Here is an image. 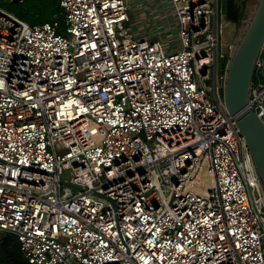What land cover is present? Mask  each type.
<instances>
[{
    "label": "built area",
    "instance_id": "2783aa9c",
    "mask_svg": "<svg viewBox=\"0 0 264 264\" xmlns=\"http://www.w3.org/2000/svg\"><path fill=\"white\" fill-rule=\"evenodd\" d=\"M158 1L153 26L134 0H58L61 31L0 7V231L28 264H264L224 0ZM248 106L264 123V41Z\"/></svg>",
    "mask_w": 264,
    "mask_h": 264
},
{
    "label": "water",
    "instance_id": "95a60500",
    "mask_svg": "<svg viewBox=\"0 0 264 264\" xmlns=\"http://www.w3.org/2000/svg\"><path fill=\"white\" fill-rule=\"evenodd\" d=\"M224 6L226 19L237 22L239 1L224 0ZM263 41L264 0H257L229 59L222 96L228 113L246 141L255 171L264 189V123L248 106L253 66Z\"/></svg>",
    "mask_w": 264,
    "mask_h": 264
},
{
    "label": "trees",
    "instance_id": "16d2710c",
    "mask_svg": "<svg viewBox=\"0 0 264 264\" xmlns=\"http://www.w3.org/2000/svg\"><path fill=\"white\" fill-rule=\"evenodd\" d=\"M238 1L242 7L248 0ZM20 3L25 6L24 12H19L22 20L34 24L57 19L59 22L58 30L63 29V14L58 0H21ZM241 7H239V18L243 15ZM225 63V59H221L219 66L223 68ZM0 264H28L20 251L17 236L9 231H1L0 233Z\"/></svg>",
    "mask_w": 264,
    "mask_h": 264
},
{
    "label": "rangeland",
    "instance_id": "374dc122",
    "mask_svg": "<svg viewBox=\"0 0 264 264\" xmlns=\"http://www.w3.org/2000/svg\"><path fill=\"white\" fill-rule=\"evenodd\" d=\"M21 0H0V7L20 18L19 12H24L25 6L20 3ZM257 0H248L245 5H242L241 9L243 12V15L241 18H238L237 22H231L229 21L226 26L222 27L221 34L219 35V41H218V49L222 48L223 52L226 53L229 49V45H236L237 41L241 37L245 27L247 20L251 17L253 10L256 6ZM149 4V7L146 5H142V7L146 10H149L147 15L152 16L153 13L156 11V4L154 3H147ZM134 3H132V6ZM166 9H169V4L165 3L162 4ZM155 8V9H154ZM143 9L140 10V13ZM172 11V8L170 7L169 12ZM137 10L132 9L131 11V19L129 22H125L124 26L131 27L133 30L136 29V26L139 24L135 21ZM155 13L154 15H156ZM172 17V15H170ZM23 19V18H22ZM158 19V18H156ZM155 19V20H156ZM39 20V19H38ZM169 38L171 40H175L173 32L169 31ZM165 36V35H164ZM1 233V231H0Z\"/></svg>",
    "mask_w": 264,
    "mask_h": 264
},
{
    "label": "crops",
    "instance_id": "0c3cea01",
    "mask_svg": "<svg viewBox=\"0 0 264 264\" xmlns=\"http://www.w3.org/2000/svg\"><path fill=\"white\" fill-rule=\"evenodd\" d=\"M134 2L136 4H139V5H147V3H154V4H156V11H155V13L160 14V12L162 11L160 9L159 5H158V3H159L158 0H156V1L155 0H134ZM155 13H153L152 16L147 15L146 18H145V23L151 24V22H152L153 26L160 25L161 19H159V18L156 19L154 23H153V21H151V20H153V16H154Z\"/></svg>",
    "mask_w": 264,
    "mask_h": 264
},
{
    "label": "bare ground",
    "instance_id": "6f19581e",
    "mask_svg": "<svg viewBox=\"0 0 264 264\" xmlns=\"http://www.w3.org/2000/svg\"><path fill=\"white\" fill-rule=\"evenodd\" d=\"M211 177H212L211 174H209L208 172L200 171V173L195 178L196 179L195 182L197 183V186H196L197 189L204 192L205 187L210 184Z\"/></svg>",
    "mask_w": 264,
    "mask_h": 264
},
{
    "label": "flooded vegetation",
    "instance_id": "af4514ba",
    "mask_svg": "<svg viewBox=\"0 0 264 264\" xmlns=\"http://www.w3.org/2000/svg\"><path fill=\"white\" fill-rule=\"evenodd\" d=\"M239 7H241V3H240V1H239ZM228 22H229V21L227 20V21L225 22V25H224V26H226Z\"/></svg>",
    "mask_w": 264,
    "mask_h": 264
}]
</instances>
